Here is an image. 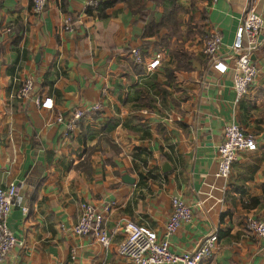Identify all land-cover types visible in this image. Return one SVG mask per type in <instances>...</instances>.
Listing matches in <instances>:
<instances>
[{
    "label": "crops",
    "instance_id": "obj_1",
    "mask_svg": "<svg viewBox=\"0 0 264 264\" xmlns=\"http://www.w3.org/2000/svg\"><path fill=\"white\" fill-rule=\"evenodd\" d=\"M250 1L264 25V0H174L176 22L147 35L139 11L160 24L161 3L100 0L101 16L84 11L86 0H47L40 14L31 0H0V187L14 183L28 208L10 211L18 242L1 264H134L116 251L123 222L162 236L173 196L193 216L171 235V250L191 251L215 233L200 264H264V239L244 228L264 209V27L251 55L258 72L241 97L197 38L201 25L206 34L216 29L229 52ZM67 15L73 32L63 29ZM135 46L143 63L129 54ZM157 53L159 65L148 70ZM25 79L33 92L18 98ZM36 95L54 108H39ZM97 102L101 110L86 112L65 138L55 113ZM230 121L254 133L257 148L239 152L224 180L217 146ZM82 202L103 214L108 246L74 234Z\"/></svg>",
    "mask_w": 264,
    "mask_h": 264
},
{
    "label": "built area",
    "instance_id": "obj_2",
    "mask_svg": "<svg viewBox=\"0 0 264 264\" xmlns=\"http://www.w3.org/2000/svg\"><path fill=\"white\" fill-rule=\"evenodd\" d=\"M99 4L100 0H86L84 11L87 8L96 9ZM46 5L47 0H31V9L34 13H42ZM263 27L262 18L257 13L253 1H250L235 29L229 52H221L222 37L216 29H210L207 33L202 53L209 59L211 68L217 74L224 75L231 72L233 90L237 97H241L247 92L248 86L257 75L258 69L251 55L257 46ZM63 29L67 32L74 31L73 19L70 15L64 18ZM129 54L135 63H143V55L139 47H132ZM159 63L160 54L157 53L146 64L147 69L153 70ZM33 88V80L25 79L18 89L17 97L28 98L32 94ZM33 101L39 108L47 110L54 108L53 100L49 96L36 95L33 97ZM100 110L101 104L97 102L86 107H76L68 116L56 112L54 123L61 126L62 134L67 138L86 112ZM256 148L257 142L254 133L244 130L235 121L228 122L224 127L223 138L217 146L218 176L226 180L237 154L242 151H254ZM15 206L20 207L24 214L28 211L24 198L17 192V186L10 183L5 188L0 187V264L18 242L17 237L8 226L10 211ZM79 209L78 221L72 228L74 234L92 236L101 245L108 246L110 237L104 226L103 214L89 202L80 203ZM192 216V209L185 200L173 196L162 236L159 237L156 231L144 225L125 220L122 225L124 238L118 244L116 251L118 255L134 264H200L204 258L212 256L217 240L215 233L204 238L191 251L176 253L169 247L171 235L183 223L190 222ZM244 228L264 239V209L258 217H247L244 221Z\"/></svg>",
    "mask_w": 264,
    "mask_h": 264
},
{
    "label": "trees",
    "instance_id": "obj_3",
    "mask_svg": "<svg viewBox=\"0 0 264 264\" xmlns=\"http://www.w3.org/2000/svg\"><path fill=\"white\" fill-rule=\"evenodd\" d=\"M150 1L157 4V5H159V3H161L164 6L163 7V19L161 20L160 24H156L149 18L147 10L141 9L139 11L140 15H141L140 19L142 21H146V27H145L144 33L147 35L152 34V32L155 33L154 29H158L161 27L170 28V26H172L176 22L175 17H174L176 10L173 7L174 0H167L168 5L165 4V0H150ZM109 4H111V2L106 3L104 6H107ZM170 5H172V6H170ZM91 9L92 8H87L86 12L91 10ZM96 9L100 10V13L102 16V5H101V3L98 5V7ZM181 57L182 58L187 57V53L182 52Z\"/></svg>",
    "mask_w": 264,
    "mask_h": 264
},
{
    "label": "rangeland",
    "instance_id": "obj_4",
    "mask_svg": "<svg viewBox=\"0 0 264 264\" xmlns=\"http://www.w3.org/2000/svg\"><path fill=\"white\" fill-rule=\"evenodd\" d=\"M201 16H202V14H201ZM193 20H195V19H193V18H191V17L189 16L187 22H189L190 25H191V23H193ZM200 21L202 22L201 17H200V19L196 22V25H199L198 23H199ZM198 29H199V26H198ZM201 29H202V30H200V31L198 32L199 35L197 36V38L200 39V41H198V42H199V44L202 45V44H204V42H205V40H206L207 34H206V32H203V31L206 30V29L203 30V25H201Z\"/></svg>",
    "mask_w": 264,
    "mask_h": 264
},
{
    "label": "water",
    "instance_id": "obj_5",
    "mask_svg": "<svg viewBox=\"0 0 264 264\" xmlns=\"http://www.w3.org/2000/svg\"><path fill=\"white\" fill-rule=\"evenodd\" d=\"M168 169H169V166L167 165V163H166V162H163L162 170H163V171H166V170H168Z\"/></svg>",
    "mask_w": 264,
    "mask_h": 264
}]
</instances>
